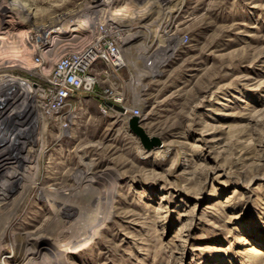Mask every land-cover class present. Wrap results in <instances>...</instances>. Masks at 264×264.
<instances>
[{"label":"rangeland","instance_id":"1","mask_svg":"<svg viewBox=\"0 0 264 264\" xmlns=\"http://www.w3.org/2000/svg\"><path fill=\"white\" fill-rule=\"evenodd\" d=\"M165 1L18 0L0 15L1 131L20 138L0 181L22 165L0 264H264V0ZM107 20L125 66L97 90L123 92L143 137L90 97L67 128L40 112L32 84L58 51L38 67L30 33L60 26L53 46L74 49Z\"/></svg>","mask_w":264,"mask_h":264},{"label":"built area","instance_id":"2","mask_svg":"<svg viewBox=\"0 0 264 264\" xmlns=\"http://www.w3.org/2000/svg\"><path fill=\"white\" fill-rule=\"evenodd\" d=\"M92 24L94 37L74 49L55 48L54 34L60 32L50 37L49 32L53 28L35 31L29 36L33 61L38 67H43L47 57L58 51L43 85L33 83L32 86L38 92L41 115L59 127L67 128L74 119L76 106L83 105L84 99L89 97L97 101L102 114L129 117H138L139 114L138 109L125 106L122 91L111 85L97 90L100 81L109 83L112 74L125 66V59L119 32L113 22L107 20ZM5 124L8 127V121Z\"/></svg>","mask_w":264,"mask_h":264},{"label":"bare ground","instance_id":"3","mask_svg":"<svg viewBox=\"0 0 264 264\" xmlns=\"http://www.w3.org/2000/svg\"><path fill=\"white\" fill-rule=\"evenodd\" d=\"M17 1L18 0H12L11 2H9L10 4L8 3L9 4L8 6H6L5 4H4L5 6L0 4V15L2 13L4 14V13L11 12V10L15 11L18 14L17 10L13 7V4L14 3L16 4ZM163 2H167V1H165V0H152L150 7H152L154 5L156 7L160 6L161 4H163ZM14 6H16V5H14ZM94 6H96V5H94ZM160 8H162V7L160 6ZM122 11H123V8L117 10L116 12H114V14L117 15V16L118 15H122L123 14ZM125 14L126 13H124V15ZM89 25L90 24L88 23V21H86L85 19H82V20H80L78 22V24L76 26L71 28V31L72 32H81L83 30H86ZM59 30H60V26L58 28L51 29L50 32H49L50 33V37L54 36L53 34L57 33V31H59ZM11 105L12 104H9V106H10L9 109L7 107L5 110L2 111V113H0V163H4V164L9 162L8 159H9L10 156H12L14 158V156L17 155V152H18V148H17L18 146L17 145H19V142H20V138L16 134L10 135V134H7L5 132L2 133V131H1V125H3L5 121H9V119H8L9 115L8 114H7L8 116H5V115H6L7 111L8 110L10 111V108L13 107ZM4 118H7V119L4 121ZM13 163H14V165L13 166L10 165L11 168L9 169V171H7L5 173V175L3 176V180L0 181V207L3 206L4 203H5L3 201V199L5 197L6 190L11 188L14 185V181L16 180V178H18L21 175L20 172H19L20 168L22 167L21 160H19L17 162L13 161ZM0 166H1V164H0ZM61 205H62V209L61 210H63L64 215L69 216V214H71L70 213V206H68L66 204H63V203ZM68 212H69V214H68Z\"/></svg>","mask_w":264,"mask_h":264},{"label":"water","instance_id":"4","mask_svg":"<svg viewBox=\"0 0 264 264\" xmlns=\"http://www.w3.org/2000/svg\"><path fill=\"white\" fill-rule=\"evenodd\" d=\"M136 122H137V118H136L135 116L130 117V123H131V126H133V128L135 129V132H136L137 134H139L140 136L143 137V134H142L141 129L136 127ZM147 146H148V145H147ZM149 146H150V145H149Z\"/></svg>","mask_w":264,"mask_h":264}]
</instances>
